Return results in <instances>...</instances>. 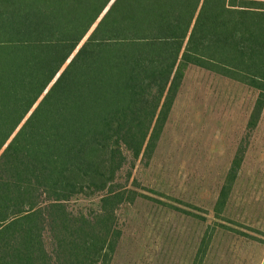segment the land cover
I'll use <instances>...</instances> for the list:
<instances>
[{"label":"trees","instance_id":"16d2710c","mask_svg":"<svg viewBox=\"0 0 264 264\" xmlns=\"http://www.w3.org/2000/svg\"><path fill=\"white\" fill-rule=\"evenodd\" d=\"M192 65L257 91L254 129L264 0H0V264H111L124 210L174 207L136 190L132 169L151 159Z\"/></svg>","mask_w":264,"mask_h":264},{"label":"rangeland","instance_id":"374dc122","mask_svg":"<svg viewBox=\"0 0 264 264\" xmlns=\"http://www.w3.org/2000/svg\"><path fill=\"white\" fill-rule=\"evenodd\" d=\"M257 95L231 78L186 69L157 147L136 162L130 182L174 207L139 199L124 210L111 264H191L208 224L216 229L203 264L264 263V107L256 127L247 126ZM240 144L243 162L215 214Z\"/></svg>","mask_w":264,"mask_h":264},{"label":"water","instance_id":"95a60500","mask_svg":"<svg viewBox=\"0 0 264 264\" xmlns=\"http://www.w3.org/2000/svg\"><path fill=\"white\" fill-rule=\"evenodd\" d=\"M264 264V263H263Z\"/></svg>","mask_w":264,"mask_h":264}]
</instances>
